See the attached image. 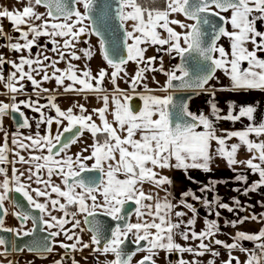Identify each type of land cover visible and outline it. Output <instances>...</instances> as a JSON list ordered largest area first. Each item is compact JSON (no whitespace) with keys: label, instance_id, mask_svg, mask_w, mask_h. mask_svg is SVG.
<instances>
[{"label":"snow or ice","instance_id":"1","mask_svg":"<svg viewBox=\"0 0 264 264\" xmlns=\"http://www.w3.org/2000/svg\"><path fill=\"white\" fill-rule=\"evenodd\" d=\"M39 7L45 11H38ZM0 19H7L19 33L14 39L0 25V38L8 41L5 47L19 54L18 62L0 54V84L12 94L11 103L0 101V231L14 237L0 236V256L11 247L47 258L58 245L64 254L53 264H64L65 257L73 253L88 264V257L83 256L86 250L93 264H132L138 253L144 255L136 264H158L161 252L166 258L192 254V260L180 255L176 264H200L196 257H219L216 246H220L228 256L222 264H264V212L224 221L233 228L249 220L262 225L257 232L237 230L231 243L217 238L221 234L217 219L206 216L204 228L196 231L198 209L189 198L207 208L209 215L219 217L216 208L229 213L245 211L239 197L229 204L222 202L219 194L209 200L187 189L178 203H173L165 188L173 181L163 174L164 170H183L186 179L199 183L188 171L211 173L215 160L222 159L234 173L232 180L244 185L233 191L245 196L264 191V113L256 106L258 102L237 105L228 101L226 113L215 102L217 91H264V30L257 27L258 23L264 25V0H23L22 8H0ZM177 26L183 31H177ZM93 36L107 65L95 73L87 64L81 68L75 63L94 58ZM41 38H47L48 43L38 44ZM222 38L230 42L229 50L219 43ZM34 47L40 48L35 56ZM149 48L179 57V63L165 69L163 56L146 55ZM49 51L56 58L46 54ZM62 61L63 69L58 67ZM130 63L135 65L131 73ZM245 63L247 67H242ZM6 64L13 70L5 77ZM218 70L230 80L228 87L210 86L218 79ZM157 72L166 77L161 86L166 93L163 96L151 94L153 90L145 82L148 74ZM49 81L64 93L95 94L102 99V106L91 113L81 103L63 110L56 102L57 95L43 87ZM106 81L113 86L111 122ZM120 81L129 85L133 95L120 88ZM25 82H30L37 98L16 102V95L25 92ZM141 85L143 94L136 91ZM177 89L195 96L209 95L210 113H193L192 96L177 103ZM43 94H48L46 103H40ZM134 95L143 101L139 110L131 105ZM21 106L38 116L29 117ZM10 114L18 115L12 117L16 130L11 134L3 125ZM242 118L249 121L243 129L217 134V121L235 123ZM24 129L32 130L31 134H25ZM85 132L91 134L92 143L70 155L69 150ZM233 138L238 142L229 143ZM241 149L248 153L244 159L238 156ZM22 152L28 153L27 158ZM18 164L26 166L23 171ZM241 167L257 174L258 179L249 184L248 174L239 171ZM53 177H59L60 183ZM228 182L210 180L199 192H214L217 183ZM146 183L167 195L160 200L146 193ZM14 193L26 203L16 200ZM9 200L17 209L13 213L19 221L17 228L5 226V202ZM260 203L264 207V201ZM181 206L187 211L177 210ZM29 222L31 228L26 227ZM85 232L90 233L87 242L81 235ZM23 237L33 239L19 246L16 239ZM177 237L198 243L183 245ZM243 242H252L254 247L246 248ZM233 250L245 254V259L241 261ZM71 264H81V260L71 255ZM207 264L216 261L209 259Z\"/></svg>","mask_w":264,"mask_h":264},{"label":"crops","instance_id":"2","mask_svg":"<svg viewBox=\"0 0 264 264\" xmlns=\"http://www.w3.org/2000/svg\"><path fill=\"white\" fill-rule=\"evenodd\" d=\"M225 15H230V13L225 14ZM176 18L182 21L185 20L183 16H177ZM185 22H188V21H185ZM0 25L3 26L6 34L12 35L14 39L19 38V33H16L13 31V26L7 19H0ZM228 27H229V30H231L230 25ZM257 27L261 30H264V25L260 23L257 24ZM176 30L183 31L178 26L176 27ZM7 43L8 41L6 40V38H0V54H3L6 57V59L17 60L18 62L19 54L13 53L10 48L5 47ZM47 43H48L47 38H41V40L38 41V44H41V45L47 44ZM90 43L93 49L95 50L94 58L91 59L90 61L81 60L75 63H77L81 68L85 64H87L93 70V73H95L99 68L107 67V65H106V62L103 61L102 55L100 54L98 50L97 38H95L94 36L91 37ZM219 43H222L225 46L226 50H229L230 42L227 40V38H222L221 41H219ZM80 46L86 47V45H84L83 43H81ZM48 47L51 48V45L49 44ZM248 47L249 49H251L252 46L249 44ZM39 51H40L39 47H34L32 50L33 56H35L36 53ZM24 54L27 55V53H24ZM46 54L52 55L53 58H56L55 54L51 53L50 51ZM146 55L147 56H152V55L163 56V63H164L165 69H170L172 66L178 63V59H179V57H175V58L169 57L163 52L157 54L153 48H149ZM58 67L63 69L64 67H66V65L62 61L58 64ZM242 67H247L246 63L243 64ZM134 68H135V65L130 63L128 66V71L131 73ZM12 70L13 69L11 68V65L6 64L4 66L5 77L8 74H10ZM153 76H155V80L152 79ZM217 77L218 79L210 82V86H214L215 88L218 89L222 86L228 87L230 85V80L224 75L222 71H219V70L217 71ZM156 81H159V84H157ZM165 81H166V77L164 76V74L157 72V73L148 74V79L145 82L148 84L149 88L153 90L151 94L163 96L166 93L161 90V86L165 84ZM119 86L121 89L127 90L130 95H133L128 84L124 83L123 81H120ZM43 87L49 88L50 93L57 95L56 102L63 110H66L68 107L72 106L74 103L84 104L85 107L88 109L89 113L92 112L93 108H98L102 106V99L98 98L95 94H92V93H86L83 95H77L75 93H64L62 88H58L55 85L54 81L44 82ZM104 87L107 89V93L109 94V97H110L109 112L107 115H108L109 121L111 122L112 121L111 112L114 109V105L111 102V93L113 91V86L109 82L106 81ZM136 91L138 93L143 94L144 93L143 86L142 85L139 86L136 89ZM47 95L48 94L42 95V97L40 98V103L47 102L46 101ZM84 95L87 96V99L84 98ZM11 96L12 94L8 92L6 88L3 87V84H0V101L11 103L12 102L10 99ZM134 96H138V95H134ZM28 97H31L32 99L37 98L35 96V93L33 92L30 82H25V92L23 94L16 95V102L22 99H27ZM211 99L212 98L207 94H201L198 96H194L190 101V110L196 114H199L200 112L209 114L210 106L208 102ZM228 101H235L237 105L252 104V103L258 102L256 106L260 109L261 113H264V91H251L248 94H240V93H235L232 91H217L215 102L218 104V106L221 109L224 110L225 113L227 112V102ZM142 106H143V101H142ZM21 107H22V110H24L26 115H28L29 117L38 116V114L32 112L30 109H25L23 108V106ZM75 111H78V109H75ZM49 114L54 115L55 114L54 110H49ZM93 119H95L97 123H100L98 116L93 115ZM256 119L257 120L260 119V113L257 114ZM8 122H10V120L7 116L4 118L3 123L6 126ZM248 123L249 121L246 118H242L241 121H238L235 123L230 122V121H217L216 122L217 134L223 135L225 130L227 131L241 130ZM198 130H202V129H198ZM251 138L256 139L254 136ZM236 142H238V140L236 138H233L229 143H236ZM91 143H92L91 134L85 132L83 137H81L80 141L71 147V149L69 150V154L70 155L75 154L76 152L81 151L82 148H84L85 146ZM214 147H215V144H214ZM22 154L26 155V158H27V155H28L27 152H22ZM247 155L248 153L246 152L245 149H241L238 154L240 159L246 158ZM17 167L23 171L26 166L18 164ZM239 171L248 174L249 184L258 179L257 174L249 173L248 170L245 168L241 167L239 168ZM163 174L168 175L173 181L170 187L167 185L165 186V188H168V191L171 193L170 199L172 200L173 203H178V201L181 199V193L186 191L187 189H192L196 193V195L204 196L208 198L209 200H212L216 194H219V196L222 198V202H226L229 204H232L233 197H239L241 204L243 205L245 211L237 210V212L235 213H229L226 210L216 208L215 209L216 211L221 212V215L219 217H215L214 214L209 215V210L207 208H205L201 203L193 201L189 198V202L194 203V205L198 209V218H197V223L195 225L196 231H200L201 229L204 228L205 226L204 219L206 216L208 219H217L221 225V234H219L217 238L231 243L232 242L231 237L235 234L237 230L257 232L259 228L262 226L260 223L251 221V220L245 222L242 225H238L237 228H233L224 223V221H230V220L236 219L237 216L243 217L246 214L249 216L252 214L259 215L260 213L264 212V207H262L260 203L264 201V191L250 193L247 196H245L242 191L240 193L233 191L232 189L236 187H240L241 189H243L244 185L242 183H237L234 180H232L234 173L228 169V167L226 166L225 162L222 159L215 160V163L213 165V171L211 173H204L201 170H189L188 171V175L193 177L199 183H193L191 180L186 179L185 173L183 170H164ZM121 178L123 177L121 176ZM210 180L229 181V182L228 183H217L215 186L214 192H206L203 194L200 193L199 187L202 184L208 183ZM143 187L146 193L151 192L154 196H157L160 200H163L164 197L167 195V193L163 189H156L153 185L146 183ZM177 210L187 211V209H184L182 206L178 208ZM188 215L190 217L191 213H189ZM133 222H135V217H133ZM89 237L90 235H86V239H84V241L87 242L89 240ZM177 241L183 245L192 244L193 246H195V244L198 243V242H193V241L185 242L181 240L179 237H177ZM243 246L246 248L252 249L254 247V244L252 242H243ZM216 247L220 251V256L214 258L211 256V254H206L204 257H196L197 259L200 260V264H207V261L209 259H215L216 264H222V261L228 258L227 250L223 249L220 246H216ZM233 254L237 255L241 261L245 259V254L240 253L237 250H233ZM71 255H75V258L78 260H81V264H84V261L81 258L80 254L73 253ZM180 255H183V258L187 260H192L194 258L192 254H173L172 259H171L173 260V264H176V261L180 257ZM83 256L88 257V264H93V257L89 255V251L87 250L84 251ZM108 258L111 259L112 257L109 256ZM55 259H59L58 253L50 254L47 256V258L37 257L36 255L30 254V253L29 254L22 253L18 257L17 264H50ZM99 260L103 261L104 257L103 256L99 257ZM64 264H71V257L70 259L65 258Z\"/></svg>","mask_w":264,"mask_h":264},{"label":"flooded vegetation","instance_id":"3","mask_svg":"<svg viewBox=\"0 0 264 264\" xmlns=\"http://www.w3.org/2000/svg\"><path fill=\"white\" fill-rule=\"evenodd\" d=\"M3 125H4V130L6 129L5 131L9 132L10 134L16 130V126L14 125V123L11 120H10V122H8V124H6V126H5L4 123H3ZM56 127L57 126L54 124L53 125V129H52L53 134H55ZM23 131H24L25 134H31V132H32V130H29V129H24ZM41 131L43 132V129ZM9 158L10 159L13 158V156H12L11 153H9ZM7 166L9 168H11L10 165H7ZM0 179H2V177H0ZM5 208L8 210V215L4 217V219H5V226L6 227H13V228L19 227V221L13 215V213L17 210L16 207L14 206L13 201L12 200L6 201L5 202ZM0 214H2V213H0ZM26 227L31 228V222H29ZM87 235H90V233H87ZM0 236H4L6 239L7 238H10V239H13L14 238L13 237V234H11V233H5L3 231H0ZM59 239H63V237H60ZM2 251H3V247L0 246V252H2ZM22 253H27V254L30 253V254L36 255L37 257H40L39 255H37V254H35L33 252L26 251V250L23 251V252H14V251H11V252H7L4 256H0V264H8L9 261L11 262V264H17L18 263V257ZM54 253H58V258H60V255H63L64 254V250L63 249H60L58 247V245H57ZM70 257H71V254H70V256L67 257V259H70ZM50 264H53V262L50 263Z\"/></svg>","mask_w":264,"mask_h":264},{"label":"water","instance_id":"4","mask_svg":"<svg viewBox=\"0 0 264 264\" xmlns=\"http://www.w3.org/2000/svg\"><path fill=\"white\" fill-rule=\"evenodd\" d=\"M96 38V37H95ZM178 63H179V59H178ZM176 84H178L179 82H174ZM172 91V90H170ZM174 96H175V99H176V102L179 103L181 99H187V97L189 96H192V98L195 96L193 95V93L191 91H182V90H179L177 89L175 92H174ZM131 105L136 109V110H139V108L142 107V100L138 97V96H134L133 97V100L131 101ZM13 115H17V114H10L8 117L9 119L14 123V125L16 126L15 124V121L13 120ZM17 118H18V115H17ZM13 197L16 199V200H19L20 203H26L25 201H23L22 197L19 196V194H13ZM99 219L101 220H104L106 221L107 223H114V222H111L109 218H105V217H99ZM37 235H44L43 233H38ZM8 240H12L10 238H7ZM31 239H33V237H23V238H19V239H16V243L19 245V246H23L24 244L28 243ZM144 242H142L143 244ZM129 247H133L131 245H129ZM13 251L11 249V247L8 248V252H11ZM27 251V250H26ZM14 252H19V251H14ZM172 255H170V259H172ZM68 256H66L65 258H67Z\"/></svg>","mask_w":264,"mask_h":264},{"label":"rangeland","instance_id":"5","mask_svg":"<svg viewBox=\"0 0 264 264\" xmlns=\"http://www.w3.org/2000/svg\"><path fill=\"white\" fill-rule=\"evenodd\" d=\"M2 7H7L10 10L16 9V8H22L23 7V0H0V8H2ZM38 11L44 12L45 9L43 7H39ZM36 154H39V153H36ZM53 179L56 183H60L59 177H53ZM33 186H35V185H33ZM55 214L59 215V213H55ZM81 235H82L83 239H86L87 232L81 233ZM143 255H144V253H138L133 258L132 264H136V261H138ZM168 261H170V264H173V260L170 259V256L166 258L165 253L161 252L160 258L158 260V264H167Z\"/></svg>","mask_w":264,"mask_h":264},{"label":"trees","instance_id":"6","mask_svg":"<svg viewBox=\"0 0 264 264\" xmlns=\"http://www.w3.org/2000/svg\"><path fill=\"white\" fill-rule=\"evenodd\" d=\"M158 2H159V0H158Z\"/></svg>","mask_w":264,"mask_h":264}]
</instances>
